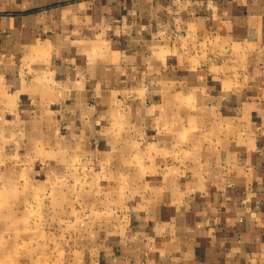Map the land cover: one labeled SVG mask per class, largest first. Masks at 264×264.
<instances>
[{"label":"crops","instance_id":"0c3cea01","mask_svg":"<svg viewBox=\"0 0 264 264\" xmlns=\"http://www.w3.org/2000/svg\"><path fill=\"white\" fill-rule=\"evenodd\" d=\"M2 163L99 187L88 264H264V0H0Z\"/></svg>","mask_w":264,"mask_h":264},{"label":"rangeland","instance_id":"374dc122","mask_svg":"<svg viewBox=\"0 0 264 264\" xmlns=\"http://www.w3.org/2000/svg\"><path fill=\"white\" fill-rule=\"evenodd\" d=\"M94 189L81 179L0 178V264H88L87 239L99 229L90 223L119 217Z\"/></svg>","mask_w":264,"mask_h":264}]
</instances>
